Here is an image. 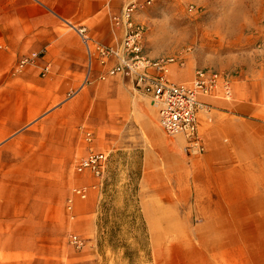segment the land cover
<instances>
[{"label":"rangeland","instance_id":"obj_1","mask_svg":"<svg viewBox=\"0 0 264 264\" xmlns=\"http://www.w3.org/2000/svg\"><path fill=\"white\" fill-rule=\"evenodd\" d=\"M138 15L151 57H183L192 74L264 70V0H154ZM79 90L61 113L23 133L30 141L21 147L35 152L65 133L70 150L51 176L61 187L52 194L50 247L37 238L41 252L21 256V264H264V222L204 221L210 203L195 190L204 153H189L182 137L160 130L150 98L116 80ZM85 132L108 154L102 181L75 171L87 154ZM236 230L241 238L219 233ZM70 235L84 240L81 250Z\"/></svg>","mask_w":264,"mask_h":264},{"label":"crops","instance_id":"obj_2","mask_svg":"<svg viewBox=\"0 0 264 264\" xmlns=\"http://www.w3.org/2000/svg\"><path fill=\"white\" fill-rule=\"evenodd\" d=\"M125 2L0 0V264H21V256L39 254L37 238L49 240L50 247L52 194L61 187L51 176L60 174L58 165L69 157L64 131L38 152L21 147L30 141L23 133L61 113L73 90L116 80L134 91L121 74L101 80L116 61L103 65L95 56L89 59L77 33L85 28L92 40L119 45L124 31L112 18ZM135 20L140 23L139 15ZM33 54L38 56L34 63L16 71L20 60ZM45 67L49 70L43 76ZM194 72L174 65L169 78L188 83ZM232 92L229 101L200 98L210 113L199 119L204 181L195 190L206 192L203 197L210 203L204 208L205 222L238 226L264 222V70L238 76ZM156 121L159 126L157 114ZM219 233L241 238L238 230Z\"/></svg>","mask_w":264,"mask_h":264},{"label":"built area","instance_id":"obj_3","mask_svg":"<svg viewBox=\"0 0 264 264\" xmlns=\"http://www.w3.org/2000/svg\"><path fill=\"white\" fill-rule=\"evenodd\" d=\"M154 0H126L119 15L112 18L115 26H121L124 36L121 43L114 47L103 45L92 40L85 28L77 30L89 59L97 57L105 65L110 60L116 61V66L108 70L101 80L108 76L121 74L128 77L135 92L150 98L156 111L158 124L168 137H182L188 144L189 153L205 152L203 140L199 134V119L210 113L207 104L200 98H220L232 100V86L237 78L234 72H220L213 69H196L193 79L188 83H176L170 80L171 68L176 65L183 67L185 60L179 56L151 57L146 49V32L144 24L135 20L137 14L149 7ZM195 11L191 6L189 12ZM33 54L23 58L16 71L32 65L37 59ZM49 67L42 70V75L48 73ZM85 142L88 144L86 156L75 165L78 174H89L102 181L105 175L108 154L90 146L93 143V133L85 132ZM75 196L85 199L86 189L73 190ZM67 210H72V200L67 202ZM70 244L77 250L84 247V240L77 235L69 236Z\"/></svg>","mask_w":264,"mask_h":264}]
</instances>
